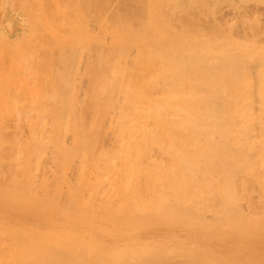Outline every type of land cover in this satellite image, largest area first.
<instances>
[{
    "label": "bare ground",
    "instance_id": "6f19581e",
    "mask_svg": "<svg viewBox=\"0 0 264 264\" xmlns=\"http://www.w3.org/2000/svg\"><path fill=\"white\" fill-rule=\"evenodd\" d=\"M263 21L0 0V264H264Z\"/></svg>",
    "mask_w": 264,
    "mask_h": 264
},
{
    "label": "rangeland",
    "instance_id": "374dc122",
    "mask_svg": "<svg viewBox=\"0 0 264 264\" xmlns=\"http://www.w3.org/2000/svg\"><path fill=\"white\" fill-rule=\"evenodd\" d=\"M249 5H250V6H249ZM248 7H249V8H248ZM248 7H247V11H249V10L252 11L253 8H254L251 4H248ZM254 9H255V8H254ZM260 9H261V8L258 7L257 10H256V11L258 12V14H260V13L263 12L262 9H261V10H260ZM259 12H260V13H259ZM263 22H264V21H263ZM263 22H262V23H263ZM263 25H264V24H263ZM0 220H2V216H1V215H0Z\"/></svg>",
    "mask_w": 264,
    "mask_h": 264
}]
</instances>
